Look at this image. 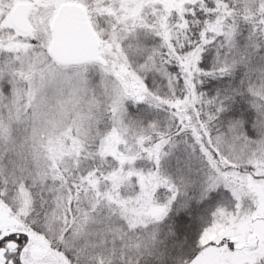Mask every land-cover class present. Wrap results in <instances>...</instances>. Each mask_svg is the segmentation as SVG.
I'll use <instances>...</instances> for the list:
<instances>
[{
  "label": "snow or ice",
  "instance_id": "6c2138e0",
  "mask_svg": "<svg viewBox=\"0 0 264 264\" xmlns=\"http://www.w3.org/2000/svg\"><path fill=\"white\" fill-rule=\"evenodd\" d=\"M0 264H264V0H0Z\"/></svg>",
  "mask_w": 264,
  "mask_h": 264
}]
</instances>
